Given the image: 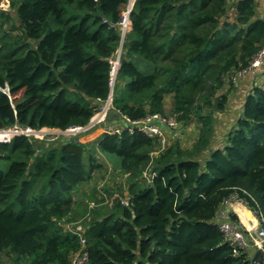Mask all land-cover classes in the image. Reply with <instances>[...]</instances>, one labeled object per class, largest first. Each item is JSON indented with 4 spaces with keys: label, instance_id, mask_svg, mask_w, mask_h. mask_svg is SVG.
<instances>
[{
    "label": "trees",
    "instance_id": "trees-1",
    "mask_svg": "<svg viewBox=\"0 0 264 264\" xmlns=\"http://www.w3.org/2000/svg\"><path fill=\"white\" fill-rule=\"evenodd\" d=\"M10 1L0 10V130L88 126L110 96L129 0ZM259 5L136 0L106 124L57 143L0 140V161L9 164L0 166V254L14 264H71L82 245L62 221H73L78 188L104 154L127 176L128 196L92 212L88 264H250L256 249L233 244L219 220L229 201L264 218V82L240 89V74L264 45ZM117 111L131 121L172 116L178 128L162 126L163 148L130 131ZM182 136L197 140L185 146ZM228 221L240 225L234 213Z\"/></svg>",
    "mask_w": 264,
    "mask_h": 264
},
{
    "label": "rangeland",
    "instance_id": "rangeland-1",
    "mask_svg": "<svg viewBox=\"0 0 264 264\" xmlns=\"http://www.w3.org/2000/svg\"><path fill=\"white\" fill-rule=\"evenodd\" d=\"M135 1V0H134ZM11 1L10 0H0V10H10ZM120 33H121V43L120 46L114 55L115 62L118 61V58L120 59L121 63V56L123 53V39L124 37L131 31V26L126 29L125 32H123L124 27L119 26ZM131 28V29H130ZM135 64L145 73V74H152V67L148 63L141 61L139 59H136ZM121 65V64H120ZM117 81L114 85L113 90L111 91L112 99L114 97L115 93V87H116ZM113 103V102H112ZM173 105V99L172 96H167L165 99V107L167 112H170ZM111 108L112 105H111ZM100 108L98 107L97 113L95 114L94 118L92 119L90 125L91 128L94 130L98 129L99 124H106V119L101 120L102 117L99 115ZM170 116V115H169ZM172 117V116H170ZM174 118V117H172ZM195 123L193 124V126ZM224 128V127H223ZM196 130L194 128L191 130L192 133H195ZM195 135V134H193ZM70 136H73L67 131H61V130H53V129H42L37 132L35 135V138L46 141L48 143H57L63 140V138H68ZM184 139H186V136H182ZM166 139L168 137L166 136ZM194 137H188L184 145L188 146L194 143L196 141ZM169 145V144H168ZM98 162L103 165L101 169L96 170L91 180L80 186L78 188V191L75 195V201L76 206L75 207V215L73 216V221H70L72 219L70 216L68 219H65V221H62V224L65 227L68 228H74L75 226H81L82 229L85 231V229L88 226V222L90 219H92V212L94 209H100L101 212L107 213L113 208L114 202L117 199L123 200V204L127 199L128 196V180L127 176H124L121 174L118 170H116L113 167V162H109L106 158V155L99 154L97 155ZM117 159V158H116ZM118 160V159H117ZM0 166L3 168V170H7L9 167L8 162L0 161ZM122 193L124 196H122ZM98 201V202H97ZM77 216V219H75ZM75 219V220H74ZM0 263L2 264H14L12 260H10L7 255L0 254Z\"/></svg>",
    "mask_w": 264,
    "mask_h": 264
},
{
    "label": "built area",
    "instance_id": "built-area-1",
    "mask_svg": "<svg viewBox=\"0 0 264 264\" xmlns=\"http://www.w3.org/2000/svg\"><path fill=\"white\" fill-rule=\"evenodd\" d=\"M135 1L129 0L126 9L122 13V19L120 23L118 24V27L120 25L123 26L124 27L123 32H125L126 29L129 28L130 26L132 28L130 16H131ZM263 21H264V18H263ZM110 62H111V76H110L109 86H110V90L112 91L117 81V74L121 66L120 65L121 63H120L119 58H118V61L116 62L112 59ZM263 69H264V45L262 46L259 53L255 56V58L251 62L250 67L247 70L243 71L240 74V77L243 78L250 74L251 75H255L256 73L258 74V72L263 71ZM110 95H111V92H110ZM112 102H113L112 96H109L107 101L100 103L99 115L102 116L100 118L101 120H105L108 117L109 113L112 111L113 109L111 108ZM123 119L127 122V127L129 128L130 131H132L133 128H139L142 132L147 134L149 137L159 138L163 148L168 146V140L166 139V136L162 130V126L164 125L172 129L178 128V123L174 118L172 117L166 118V117L161 116L160 114L150 115L142 121H131L129 119H126L125 117H123ZM110 128L111 127L108 126V129ZM91 129H92L91 125L89 124L86 127L71 128L67 130V132H69L72 135H77L79 133L89 131ZM120 129L121 127L114 128L113 130L118 132ZM37 132H38L37 130H33L31 128L15 126L10 129L0 130V135L2 136L0 140L9 142L11 141L13 137L23 136V135L35 137ZM144 177L145 178L147 177L146 173L144 174ZM230 202L231 201L227 202V205ZM228 214L229 212L226 211V209H222V211L220 212L219 224H220L221 230L232 240L233 244L240 246L241 248H248L252 246L255 249H258V248L264 247V218L263 217L258 218L259 226L257 227L255 231H250V230L245 231L244 228H242L240 225H235L231 223L230 221H228ZM66 229L69 231L75 232V234L79 237L81 245H82V250L73 255L71 264H88L89 262L88 253L84 251V247L87 244V239L84 236V230L82 229L81 226H75L72 229L66 227Z\"/></svg>",
    "mask_w": 264,
    "mask_h": 264
},
{
    "label": "crops",
    "instance_id": "crops-1",
    "mask_svg": "<svg viewBox=\"0 0 264 264\" xmlns=\"http://www.w3.org/2000/svg\"><path fill=\"white\" fill-rule=\"evenodd\" d=\"M258 2L260 4L259 8H258L259 15L264 17V0H258ZM263 82H264V72L259 71L256 77L246 76L245 78H242L240 89L244 93H247L253 86H255L257 84H262ZM235 99L236 98H234V100ZM237 107H238L237 104H231L230 108L236 109ZM53 130H55V129H53ZM226 210L231 212V213H234L235 215L238 216V218L240 220V226L242 228H244L245 231L246 230L247 231L248 230L255 231L257 229V227L259 226L258 217L252 212V210H250L246 205H244L240 202L231 201L227 205ZM242 216H245L246 218H248V220H247L248 226L244 222Z\"/></svg>",
    "mask_w": 264,
    "mask_h": 264
},
{
    "label": "water",
    "instance_id": "water-1",
    "mask_svg": "<svg viewBox=\"0 0 264 264\" xmlns=\"http://www.w3.org/2000/svg\"><path fill=\"white\" fill-rule=\"evenodd\" d=\"M114 117L117 119H123L122 115L118 111L114 113ZM263 262H264V247L255 250L250 264H262Z\"/></svg>",
    "mask_w": 264,
    "mask_h": 264
},
{
    "label": "bare ground",
    "instance_id": "bare-ground-1",
    "mask_svg": "<svg viewBox=\"0 0 264 264\" xmlns=\"http://www.w3.org/2000/svg\"><path fill=\"white\" fill-rule=\"evenodd\" d=\"M0 137H2V136L0 135Z\"/></svg>",
    "mask_w": 264,
    "mask_h": 264
}]
</instances>
